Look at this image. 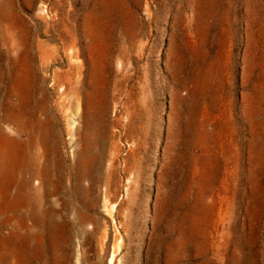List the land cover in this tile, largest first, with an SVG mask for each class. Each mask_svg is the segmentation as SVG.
<instances>
[{
	"label": "rangeland",
	"instance_id": "1",
	"mask_svg": "<svg viewBox=\"0 0 264 264\" xmlns=\"http://www.w3.org/2000/svg\"><path fill=\"white\" fill-rule=\"evenodd\" d=\"M26 262L264 264V0H0V264Z\"/></svg>",
	"mask_w": 264,
	"mask_h": 264
},
{
	"label": "crops",
	"instance_id": "2",
	"mask_svg": "<svg viewBox=\"0 0 264 264\" xmlns=\"http://www.w3.org/2000/svg\"><path fill=\"white\" fill-rule=\"evenodd\" d=\"M25 250H27V249H25ZM26 264H27V262H26Z\"/></svg>",
	"mask_w": 264,
	"mask_h": 264
}]
</instances>
